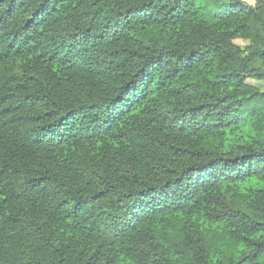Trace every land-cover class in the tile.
Masks as SVG:
<instances>
[{
    "label": "trees",
    "instance_id": "1",
    "mask_svg": "<svg viewBox=\"0 0 264 264\" xmlns=\"http://www.w3.org/2000/svg\"><path fill=\"white\" fill-rule=\"evenodd\" d=\"M263 84L264 0H0V264H264Z\"/></svg>",
    "mask_w": 264,
    "mask_h": 264
},
{
    "label": "rangeland",
    "instance_id": "2",
    "mask_svg": "<svg viewBox=\"0 0 264 264\" xmlns=\"http://www.w3.org/2000/svg\"><path fill=\"white\" fill-rule=\"evenodd\" d=\"M243 1H245L246 3H249V4H254V2H255V0H243ZM237 43L238 44H240V45H244L245 43L244 42H242V41H237ZM250 82H252V83H254V84H258L256 81H254V80H250ZM263 87H264V84H263Z\"/></svg>",
    "mask_w": 264,
    "mask_h": 264
}]
</instances>
